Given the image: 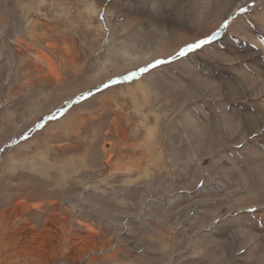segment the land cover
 <instances>
[{
    "label": "rangeland",
    "instance_id": "obj_1",
    "mask_svg": "<svg viewBox=\"0 0 264 264\" xmlns=\"http://www.w3.org/2000/svg\"><path fill=\"white\" fill-rule=\"evenodd\" d=\"M0 264H264V0H0Z\"/></svg>",
    "mask_w": 264,
    "mask_h": 264
},
{
    "label": "snow or ice",
    "instance_id": "obj_2",
    "mask_svg": "<svg viewBox=\"0 0 264 264\" xmlns=\"http://www.w3.org/2000/svg\"><path fill=\"white\" fill-rule=\"evenodd\" d=\"M209 41L204 40V41H200L199 43L193 44L191 45V47L188 49L189 51L196 49V48H200L203 44L208 43ZM185 53L182 51L180 52V55H184ZM153 67H155V65H153ZM144 71H147V69H144Z\"/></svg>",
    "mask_w": 264,
    "mask_h": 264
}]
</instances>
